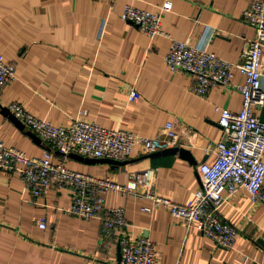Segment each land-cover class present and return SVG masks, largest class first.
<instances>
[{"label":"crops","instance_id":"crops-1","mask_svg":"<svg viewBox=\"0 0 264 264\" xmlns=\"http://www.w3.org/2000/svg\"><path fill=\"white\" fill-rule=\"evenodd\" d=\"M166 1L117 0L110 5L91 0H0V55L17 76L0 88V141L31 158L43 157L47 148L4 114L13 103L55 127L67 126L87 111L86 119L93 124L149 139L173 123L178 148L190 159L179 152L152 158L140 155L137 147L124 166L72 158L67 166L93 177H110L122 186L137 183L139 197L109 192L105 206L126 210L127 236L151 240L157 264H264V205L252 203L246 190L229 197L217 211L239 232L229 250L187 229L169 209L155 206L146 196L150 190L177 205L193 202L201 186L197 171L215 162L214 146L223 138L215 108L233 113L242 109L235 87L243 85L244 78L237 70L231 87L215 86L206 98L198 97L191 91L192 78L170 72L165 64L172 41L194 46L209 42L210 52L237 65L246 43L255 37L244 20L251 0H170L172 9L162 16L168 37L154 39L120 18L127 5L154 13ZM262 74L264 87V56ZM132 88L141 96L138 101L130 99ZM256 112L260 118L262 108ZM30 201L19 178L2 174L0 264H119L122 230L102 241L99 220L66 214L72 203L66 191L52 189L45 199ZM34 216L46 217L45 230L32 222Z\"/></svg>","mask_w":264,"mask_h":264},{"label":"built area","instance_id":"built-area-1","mask_svg":"<svg viewBox=\"0 0 264 264\" xmlns=\"http://www.w3.org/2000/svg\"><path fill=\"white\" fill-rule=\"evenodd\" d=\"M91 1L113 5L117 0ZM171 9L170 0L154 13L127 5L120 18L136 25L150 39L168 37L163 30L162 16ZM244 20L255 30V37L246 43L240 56L241 62L237 65L210 52L207 48L209 42L204 46H194L189 41H172L165 64L174 74L190 76L194 82L191 91L198 97L206 98L215 86L231 87L234 71L237 70L244 78V84L235 87L242 96V109L239 113H233L227 108H215L220 115L219 126L223 138L214 146L215 162L203 164L197 171L201 186L193 202L177 205L156 196L150 190L146 192L147 198L155 206L166 207L171 216L185 224L187 229L196 230L213 240L218 248L226 250L235 246L239 232L218 215V208L240 190L247 191L252 203L264 205V124L256 112L264 107V0H251ZM16 79L14 66L5 63L0 55V88ZM129 96L134 101L141 97L133 88ZM8 109L47 148L43 157L31 158L0 141V177L7 174L19 178L31 195V204L45 199L52 189L68 192L72 203L66 214L82 220H99L102 241H108L116 230L123 231L118 240L122 255L119 264H157V252L151 240H135L127 236L129 225L126 210L105 206V196L109 192L139 197L137 183L122 186L110 177L97 178L74 172L67 163L72 154L89 159L125 162L137 147L140 155L178 147L179 135L173 123L166 124L162 134L149 139L132 132L110 130L93 124L86 119L87 111L80 112L69 125L55 127L33 116L20 104L13 103ZM54 154H58L57 161L53 160ZM143 211L151 213L152 209L144 208ZM32 222L41 230L47 228L46 217L34 216Z\"/></svg>","mask_w":264,"mask_h":264},{"label":"water","instance_id":"water-1","mask_svg":"<svg viewBox=\"0 0 264 264\" xmlns=\"http://www.w3.org/2000/svg\"><path fill=\"white\" fill-rule=\"evenodd\" d=\"M4 114H8L10 116V118L16 123L17 126H19L20 128H25L24 125L19 122L9 111L8 108H5L4 109ZM260 121L261 123L264 124V107L262 108V114L260 116ZM29 135L35 140V142L37 143H40L41 140L34 134H32L31 132H29ZM180 153L181 155H183L184 157H186L187 159H190L189 158V153L185 150H182V149H179L178 147H175V148H171V149H166V150H163V151H160V152H156L154 154H151L149 157H158V156H161V155H173V154H176V153ZM70 158L72 159H75L79 162H84L86 164H93V163H97V162H106L107 164L111 165L113 168L114 167H117V166H124L126 165L128 162L125 161V162H118V161H114V160H108V159H104V160H98V159H89V158H83V157H80L78 155H74L72 154L70 156ZM121 258H122V255H121V250H120V247L118 246V256H117V259L120 263L121 261Z\"/></svg>","mask_w":264,"mask_h":264}]
</instances>
